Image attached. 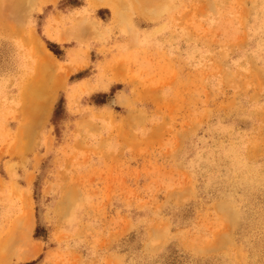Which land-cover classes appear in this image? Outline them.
Instances as JSON below:
<instances>
[{"label": "rangeland", "instance_id": "rangeland-1", "mask_svg": "<svg viewBox=\"0 0 264 264\" xmlns=\"http://www.w3.org/2000/svg\"><path fill=\"white\" fill-rule=\"evenodd\" d=\"M0 264H264V0H0Z\"/></svg>", "mask_w": 264, "mask_h": 264}, {"label": "bare ground", "instance_id": "bare-ground-1", "mask_svg": "<svg viewBox=\"0 0 264 264\" xmlns=\"http://www.w3.org/2000/svg\"><path fill=\"white\" fill-rule=\"evenodd\" d=\"M53 56L48 52H44V56L42 57V60H40V64L42 68L44 69H52L54 68V63L52 60ZM34 91V90H33ZM33 96L30 98L32 100V112L31 115L32 122H34L37 119H40L42 121V118H45V110L51 106V98L53 95V88H50L47 92L46 90H42L41 87L37 88V91L32 92ZM44 120V119H43Z\"/></svg>", "mask_w": 264, "mask_h": 264}, {"label": "trees", "instance_id": "trees-1", "mask_svg": "<svg viewBox=\"0 0 264 264\" xmlns=\"http://www.w3.org/2000/svg\"><path fill=\"white\" fill-rule=\"evenodd\" d=\"M50 49L55 55H57V52L53 49V47L50 46Z\"/></svg>", "mask_w": 264, "mask_h": 264}]
</instances>
